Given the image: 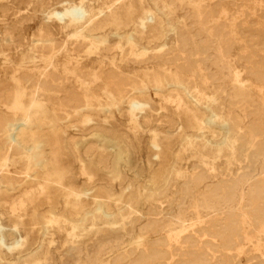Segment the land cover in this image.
Segmentation results:
<instances>
[{
	"label": "rangeland",
	"instance_id": "obj_1",
	"mask_svg": "<svg viewBox=\"0 0 264 264\" xmlns=\"http://www.w3.org/2000/svg\"><path fill=\"white\" fill-rule=\"evenodd\" d=\"M213 110L248 133L233 154ZM0 113L17 144L0 136V264H132L168 233L207 240L228 206L205 194L251 163L264 119V0H0ZM232 207L239 236L202 264H264V214Z\"/></svg>",
	"mask_w": 264,
	"mask_h": 264
},
{
	"label": "bare ground",
	"instance_id": "obj_2",
	"mask_svg": "<svg viewBox=\"0 0 264 264\" xmlns=\"http://www.w3.org/2000/svg\"><path fill=\"white\" fill-rule=\"evenodd\" d=\"M70 12L73 15L81 14L80 9L78 8H74ZM53 14L56 17L63 16L62 13L59 12ZM173 50L185 52L187 54L192 51L191 42L186 33L181 32L178 34L176 45ZM158 56L159 53L151 55L152 58ZM187 65V62H182L179 66L180 68H183ZM154 81L156 84H161L162 82L185 83V79L182 76H166L164 73L156 77ZM120 86L121 83L117 82L114 86V91H118ZM71 101H73V99ZM213 117L221 118L215 110H213ZM15 121V115L11 119L0 113V136L3 137L9 148L17 147L13 135V122ZM221 122L226 125L227 130L222 147H220L218 151H226L233 154L236 146H243L245 144L248 133L242 129L239 119L232 113L221 118ZM252 126L259 139L252 153L251 163L246 169H244V171L237 174L232 181L225 182L224 185L216 186L205 194V197L209 199L213 198L220 206H228V209L222 211L221 217L218 220L219 224L218 221L214 223L213 220L212 224L206 228V235L209 239L192 241L189 237L182 240V235L172 236L168 233L163 235L164 237L156 241L150 248L144 249L139 258L132 264H168L167 261L173 257L176 250L180 253V256L185 257L184 261H186V264H202L205 257L204 244L215 246L217 244V239H219L223 247L230 248L233 246L234 240L239 236L242 229V221L232 210L233 203H245L254 216L262 217L264 214V169H262L261 175L257 178H254V172L256 169L255 163L258 160V157L264 155V119L258 117L256 120L252 121ZM106 136L111 140L116 134L112 131H108ZM203 178L204 177L202 176L192 175L188 181L187 190L190 191L193 188H198L203 182ZM244 188H246V191L243 194ZM222 191H224V195H222ZM238 196L239 200H237ZM153 229L155 232H160L165 228L161 224H155ZM165 232L167 233V230ZM203 234L204 233L201 232V235Z\"/></svg>",
	"mask_w": 264,
	"mask_h": 264
}]
</instances>
